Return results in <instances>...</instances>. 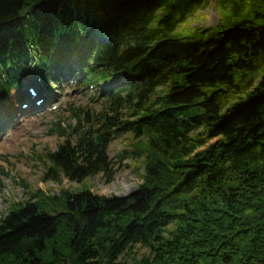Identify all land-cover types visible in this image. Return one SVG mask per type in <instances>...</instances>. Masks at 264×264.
<instances>
[{"label":"trees","instance_id":"16d2710c","mask_svg":"<svg viewBox=\"0 0 264 264\" xmlns=\"http://www.w3.org/2000/svg\"><path fill=\"white\" fill-rule=\"evenodd\" d=\"M203 1L0 0V92L34 68L54 79L72 56L84 81L121 77L98 108L73 110L43 179L109 180L124 136L120 159L145 156L126 196L82 185L14 204L0 264H264V0H217L216 32L173 36Z\"/></svg>","mask_w":264,"mask_h":264},{"label":"rangeland","instance_id":"374dc122","mask_svg":"<svg viewBox=\"0 0 264 264\" xmlns=\"http://www.w3.org/2000/svg\"><path fill=\"white\" fill-rule=\"evenodd\" d=\"M220 17L221 12L217 0H204L171 34L181 38L190 34V36L196 35L193 33L197 30H204L205 35L209 29L208 33L210 34L205 36H210L217 31ZM259 82L260 78L257 79L256 88L260 86ZM60 84L64 86L63 90L58 86L59 91L54 87L49 92L55 94L56 104H60L56 109L50 110L49 107H46L43 114H40V111L31 114L17 112L16 119L18 121L14 124L10 123L9 130L3 138H0V216L6 212L10 203L12 205L25 202L35 191L46 194L48 197H58L61 190L77 191L83 185L99 195L123 197L144 183L145 156L133 159V154H130V157L119 158L123 150H133V140L127 136L115 139L108 145L107 154L111 160L110 166H112V176L109 180H106L100 173L85 178L81 183L70 181L67 178H62L60 182L42 179L44 165L40 161L44 157L43 154L53 150L63 139L58 136L57 132L53 134L50 130L58 127L59 123L64 126L73 122L69 118L67 108L71 105L98 108L100 105L99 101L92 103L85 96L86 94L93 95L94 88H84L83 86L79 88L74 81L63 80ZM16 106L19 107V105ZM0 125L3 127L2 124ZM217 139L213 137L206 144L215 142ZM203 149L204 146L194 149L192 154ZM144 250L137 246L134 252L139 254ZM125 257L127 262H130L128 261L129 257Z\"/></svg>","mask_w":264,"mask_h":264},{"label":"bare ground","instance_id":"6f19581e","mask_svg":"<svg viewBox=\"0 0 264 264\" xmlns=\"http://www.w3.org/2000/svg\"><path fill=\"white\" fill-rule=\"evenodd\" d=\"M0 123H3L2 121H0ZM4 124V123H3Z\"/></svg>","mask_w":264,"mask_h":264}]
</instances>
